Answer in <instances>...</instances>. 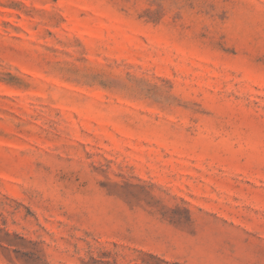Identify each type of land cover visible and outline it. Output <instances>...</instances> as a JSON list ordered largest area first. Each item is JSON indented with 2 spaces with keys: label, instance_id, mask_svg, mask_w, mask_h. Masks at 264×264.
Listing matches in <instances>:
<instances>
[{
  "label": "rangeland",
  "instance_id": "rangeland-1",
  "mask_svg": "<svg viewBox=\"0 0 264 264\" xmlns=\"http://www.w3.org/2000/svg\"><path fill=\"white\" fill-rule=\"evenodd\" d=\"M0 264H264V0H0Z\"/></svg>",
  "mask_w": 264,
  "mask_h": 264
}]
</instances>
